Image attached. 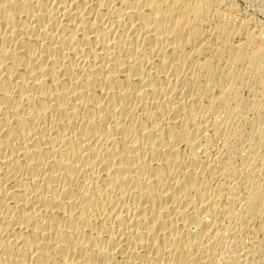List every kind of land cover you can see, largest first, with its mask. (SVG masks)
Returning <instances> with one entry per match:
<instances>
[{
	"label": "bare ground",
	"instance_id": "6f19581e",
	"mask_svg": "<svg viewBox=\"0 0 264 264\" xmlns=\"http://www.w3.org/2000/svg\"><path fill=\"white\" fill-rule=\"evenodd\" d=\"M223 1L0 0V264H264V35Z\"/></svg>",
	"mask_w": 264,
	"mask_h": 264
},
{
	"label": "rangeland",
	"instance_id": "374dc122",
	"mask_svg": "<svg viewBox=\"0 0 264 264\" xmlns=\"http://www.w3.org/2000/svg\"><path fill=\"white\" fill-rule=\"evenodd\" d=\"M220 9L224 17L227 15L231 19L233 25L243 22L249 31H259L264 35V0H224Z\"/></svg>",
	"mask_w": 264,
	"mask_h": 264
}]
</instances>
